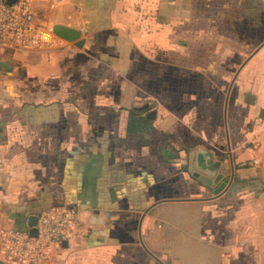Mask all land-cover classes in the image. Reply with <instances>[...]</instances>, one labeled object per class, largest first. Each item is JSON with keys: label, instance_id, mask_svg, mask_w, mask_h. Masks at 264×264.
<instances>
[{"label": "crops", "instance_id": "0c3cea01", "mask_svg": "<svg viewBox=\"0 0 264 264\" xmlns=\"http://www.w3.org/2000/svg\"><path fill=\"white\" fill-rule=\"evenodd\" d=\"M29 1L44 42L0 41V230L65 207L50 264H264V0Z\"/></svg>", "mask_w": 264, "mask_h": 264}, {"label": "built area", "instance_id": "2783aa9c", "mask_svg": "<svg viewBox=\"0 0 264 264\" xmlns=\"http://www.w3.org/2000/svg\"><path fill=\"white\" fill-rule=\"evenodd\" d=\"M0 41L23 48L39 47L44 32L36 24L29 0L10 4L0 0ZM255 124L264 135V117ZM254 160L253 164H257ZM78 213L52 207L38 217L35 233L17 229L0 230V259L6 264H50L56 247L69 240L76 230Z\"/></svg>", "mask_w": 264, "mask_h": 264}, {"label": "water", "instance_id": "95a60500", "mask_svg": "<svg viewBox=\"0 0 264 264\" xmlns=\"http://www.w3.org/2000/svg\"><path fill=\"white\" fill-rule=\"evenodd\" d=\"M17 1L18 0H8V2L10 4L16 3ZM52 32L57 37L65 40V41L74 43L75 46L78 48H83V46L85 44L84 39H81L82 33L77 29H74V28H71V27H68L65 25L57 24V25L53 26ZM0 71H1V74H3V75H10L13 72V62L0 59ZM250 97H253V96L250 95ZM155 116H156L155 112H152L149 114L150 119L155 118ZM220 191H221V188H219L216 191V193H219ZM29 221H30V226H31L30 232H31V234H34L35 233V227H36L37 222H38V217L37 216L31 217V219ZM0 264H6V263L2 259H0Z\"/></svg>", "mask_w": 264, "mask_h": 264}, {"label": "rangeland", "instance_id": "374dc122", "mask_svg": "<svg viewBox=\"0 0 264 264\" xmlns=\"http://www.w3.org/2000/svg\"><path fill=\"white\" fill-rule=\"evenodd\" d=\"M141 69V68H140ZM138 71H140V70H138Z\"/></svg>", "mask_w": 264, "mask_h": 264}]
</instances>
